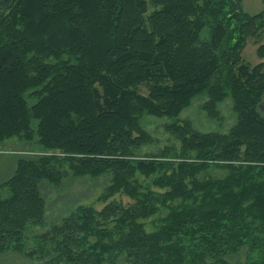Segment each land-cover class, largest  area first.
Listing matches in <instances>:
<instances>
[{"label": "trees", "instance_id": "trees-1", "mask_svg": "<svg viewBox=\"0 0 264 264\" xmlns=\"http://www.w3.org/2000/svg\"><path fill=\"white\" fill-rule=\"evenodd\" d=\"M264 2V0H261ZM264 10L242 0H0V142H37L0 183V254L37 264H264V60L244 61ZM264 57V43L256 49ZM143 89L145 90L143 92ZM210 117L230 99L227 132H200L179 119L196 96ZM147 116L168 117L179 143L142 154L156 140ZM67 166V168H66ZM221 178L199 174L210 167ZM111 175L101 209L78 206L37 237L50 248L25 250L43 224V180ZM137 174L150 178L144 186ZM160 226L140 219L161 209Z\"/></svg>", "mask_w": 264, "mask_h": 264}, {"label": "rangeland", "instance_id": "rangeland-1", "mask_svg": "<svg viewBox=\"0 0 264 264\" xmlns=\"http://www.w3.org/2000/svg\"><path fill=\"white\" fill-rule=\"evenodd\" d=\"M243 7L250 13H256L264 10V2L261 0H242ZM264 43V30L260 32L258 37H249L247 43L242 50V57L244 61L255 64L264 57H260L256 49L259 44ZM145 90L143 89V92ZM205 101V96L199 95L193 98L191 104L182 110L179 114V119H187L191 121L192 127L200 132L218 131L227 132L228 129L235 123L236 114L232 109V102L226 99L220 102L217 106V113L214 117H210L202 104ZM259 110L264 114V100H262ZM172 120L168 117L147 116L144 120V127L148 130L155 142L141 147L140 152L157 153L165 146L175 145L179 143L164 129V123ZM40 146L34 141H25L18 137H11L0 142V183L14 169L15 159L19 156H26L38 153ZM67 168V166H66ZM227 171L223 168L210 167L199 174L200 178L213 177L221 178L225 176ZM139 180L144 186H149L152 190L162 191V189L150 184V178L137 174ZM111 175L109 173L102 174L97 177L88 175L80 176L73 175L68 171V175L63 177L60 184L55 185L43 180L41 184V194L45 202V220L43 224L31 225L25 237V250L35 248H43L45 250L50 248V244L39 239L37 235L48 232L52 225L60 223L63 218L70 216L77 210L78 206H92L95 209H101L110 199L121 200L129 202L130 199L121 194H115L108 200L104 201L100 198L105 187L110 183ZM7 195V188H0V196ZM167 210L161 209L156 214L140 219L143 222V227L146 231L155 230L160 226V218L166 214ZM254 253L249 247L248 243L242 245L236 252L225 256V259L232 264H240L247 262ZM42 253L37 251L34 255L28 256L26 254L6 251L0 254V264H37L42 262Z\"/></svg>", "mask_w": 264, "mask_h": 264}]
</instances>
